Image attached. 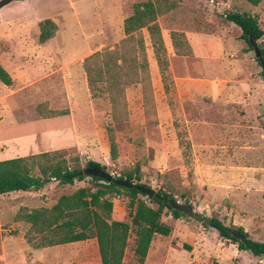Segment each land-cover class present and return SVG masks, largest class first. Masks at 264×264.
Returning <instances> with one entry per match:
<instances>
[{
    "label": "rangeland",
    "instance_id": "1",
    "mask_svg": "<svg viewBox=\"0 0 264 264\" xmlns=\"http://www.w3.org/2000/svg\"><path fill=\"white\" fill-rule=\"evenodd\" d=\"M143 1L154 0H12L1 6L0 54L9 52L16 62L14 71L11 64L3 63V65L16 76L26 72L34 75V72L40 69L46 73L41 78L33 80L26 88L24 87L23 97L25 98L15 97L13 105L29 107L33 97L32 109L42 100H47L54 108H66L67 99L71 97L74 100L76 91H79L78 86L70 87L73 85L66 81V76L69 77L72 74L76 77L77 75L76 70L73 69L74 64L62 57L59 59L53 57L54 60L49 59L45 63H40L39 59L45 60L41 58L42 54L49 51L66 52L67 49V51L79 52L82 57L102 49H111L123 36L122 20L130 13L132 4ZM168 1L175 4L177 8L161 16L158 23L162 30L164 55L168 63L169 94L165 95L163 92L151 48L149 43L145 42L147 76L145 80L130 85L124 90L126 120L121 123H111L107 102L103 99L90 100L87 108L84 106L75 114L78 118L76 119L77 129L82 148L79 152L76 149L67 150L64 159L69 166L82 169L88 160L97 162L104 166L106 172L116 177L123 176L137 163L139 174L132 183L143 184L157 193L169 194L176 203L189 205L194 214L210 219L215 218L225 226L239 227L249 239L255 238L256 236L251 234L257 232L258 238L264 241V202L250 200L247 193L239 192L240 186L237 184H217L219 170L216 167H208L210 162L205 161L204 149L192 147L190 136V127L193 124L191 121L194 118L192 111L197 114L198 121L193 126L200 128V125H203L212 132L213 136L216 128L213 122L208 120L206 112L202 110L201 100H205L206 97L201 94L203 83L196 80L201 79L202 76L196 75L194 71L190 72L196 64H191L186 61L187 59L175 57L167 39L168 32L176 28L217 36L227 32L225 36L230 38L227 41L232 44H235V41L240 42L242 51L247 50L251 60L255 62L253 51H249L246 45L239 41V32L232 27L231 23L225 21L222 15L224 11H243L247 5L239 3L225 9L218 5L219 0H196V3H193V0ZM52 14H55L58 26L59 20L61 21L60 29L62 30L58 39L60 43L57 41V43L39 44L37 41L39 20ZM195 36L194 42L200 44L198 48L196 46V49L202 55H214L218 51L217 47L221 46L219 43L216 45L211 38H206L204 35ZM260 45L264 48L263 42ZM230 47L234 48L233 45ZM207 61L215 62V58ZM254 66L259 70L256 63ZM211 70L210 66H205L206 78H210ZM23 79L24 77L21 79L19 77L18 81ZM206 82L204 81L205 86ZM187 83H189L188 87L191 83H197L192 91L195 96L193 100L185 95ZM40 108L38 112H42ZM29 112L30 109L25 108V114L22 117L27 118L30 115ZM13 116L16 118L19 115L13 112L9 114L8 119L14 120ZM201 118L204 120L203 123ZM108 124L114 131L117 153L114 160L109 158L104 132V127ZM88 136L91 141L86 139ZM213 140H216L215 136ZM184 144L189 146L186 154L183 149ZM73 158H77V164L72 162ZM232 181L233 179H230V182ZM89 184L88 177L82 182H75L71 187H62L53 183L48 187L49 192L43 196L48 198L47 201H52L61 194H68L76 188ZM143 199L148 202L147 198L143 197ZM126 203L127 199L123 196L112 198V213L114 219L128 223ZM151 207L155 208L154 205ZM256 207L260 209L257 215L252 212ZM161 222L171 229V239L183 245L190 244L193 235L199 234V238L196 239L199 241L201 235H212L213 232L211 228L204 227L195 218L186 216L174 220L167 215L162 217ZM6 227L7 225H3L1 229ZM15 233L16 230L1 231L0 243L3 240L2 236L7 235L13 238ZM216 238L219 239L217 236ZM220 241L225 247L228 246V243ZM88 244L93 247L94 243L88 242ZM154 245V251H151L146 264H161L165 258L169 260L183 258L177 250H173L174 253L170 254L166 244L160 240L156 239ZM73 246L75 245H65L51 252L56 253L55 258L60 262L69 260L65 264H76L77 253L74 251L76 246ZM205 247L203 259L208 256V248ZM131 249L132 238H129L123 259L124 264H131ZM228 255L225 252L220 257L217 255L223 261L221 264H229L225 261ZM248 257L251 255L244 252L243 259L247 260ZM236 261L232 260V264H236ZM203 262L206 261L203 260Z\"/></svg>",
    "mask_w": 264,
    "mask_h": 264
},
{
    "label": "crops",
    "instance_id": "2",
    "mask_svg": "<svg viewBox=\"0 0 264 264\" xmlns=\"http://www.w3.org/2000/svg\"><path fill=\"white\" fill-rule=\"evenodd\" d=\"M192 2L196 3V0ZM239 3H244L247 5V8L243 11L231 12L245 13L254 16L257 19L258 27L264 30V0H260L255 6L249 5L241 0H219L218 5L220 4L221 7L227 9ZM204 5L206 6V4ZM130 13L127 16H129ZM46 16L47 17L41 18L39 23L48 19L56 26V31L54 36L44 43L51 44L57 43V41L60 43L58 39L60 37V31L62 30L60 29L61 21L59 20L58 26L55 14ZM161 16L156 18V24L158 25L163 43V34L158 23V19ZM125 18H123V20ZM231 25L239 32L238 36H240L239 29L232 23ZM171 32L181 33L184 36L190 49L189 55L177 56L173 53L169 39V34ZM141 33L145 49V42L149 43L148 35L145 29H142ZM226 33L227 32H224L223 35L217 36L199 31L190 32L185 29L176 28L168 32L167 39L169 40L172 53L175 57L184 58L191 64H196L194 68L190 69V72L194 71L196 75L199 74L202 76L201 79L199 78L196 80L201 81L203 84L204 81H207L206 86L205 84L201 85V94L206 97L205 100H201V105L202 110L206 112L208 120L215 125L216 130L214 136L216 140H213L214 136L212 132L205 126L200 125V128L193 126L196 125L198 121L197 114L192 111L194 117L191 121L193 124L192 126L190 125L192 147H201L204 149L205 161L210 162L208 167H216L217 170H219L220 174L217 175V184H237L240 186L239 192L247 193L250 200L264 202V82L259 75L260 68L258 66L259 70L255 68L254 65L256 62L251 60L249 56L250 53L247 50H244L245 52L242 51V46L238 41H235V44L229 43L227 39L230 38L225 36L227 35ZM195 35H204L206 38H211L216 45L219 43L221 46L217 47L218 51L215 52L214 55H202L199 50L196 49V46L198 48L200 44L194 42L196 38ZM123 37L124 35L122 38ZM239 41L241 40L239 39ZM261 42L264 43V36L260 39V43ZM222 44L224 46H222ZM225 45L229 46V48L227 49ZM232 45L234 48L230 47ZM76 52L77 51H67V49L66 52L49 51L42 54L41 58L45 60L39 59V61H41L40 63H45L47 60L53 59V57L56 59L62 57V59L64 58L68 60V62L74 64L73 69L76 70L77 75L76 77H73L72 74H70L69 77L66 76V81L73 85L70 87L78 86L79 91H76V98L74 100H72L71 97L67 99L66 108L64 109L52 107L47 100H42L35 104L34 109H32L33 97H31L32 101L29 107H25L24 105L14 106L13 99L15 97L25 98L23 97L24 87L26 88L33 80L41 78L46 73L44 70L40 69L35 71L34 75L23 72L25 74L20 73L22 75L18 74L16 76L15 73H10L3 65V63L11 64L14 71L16 63L14 56L9 52H6L4 55L0 54V67L7 73L11 81L9 86L0 83V161L59 150L67 151L69 149H76L78 152L80 151L82 143L80 142L79 130L77 129L76 119L78 118L75 117V114L82 107L85 106V108H87V103L90 105V100L96 99H91L89 97L85 76L81 67L83 58L94 52L82 57H80L79 52ZM211 58H215V62L207 61ZM59 61L61 62V60ZM19 63L22 62L19 61ZM205 66H210L212 68L209 73L210 78L204 76ZM213 67H215L214 71ZM19 69L21 68L19 67ZM62 72L65 74L63 70ZM19 77L20 79L24 77L23 81H18ZM196 84L197 83H191L190 87H188L189 83H187L185 88V95L192 98V100L193 97H195L192 91L194 87H196ZM127 87L128 86L125 88ZM39 107H41L40 109L42 112H38ZM25 108L30 109V115L27 116V118L22 117L24 116L23 114H25ZM13 112L19 116L16 118L13 116L14 120L8 119L9 114H13ZM50 112H61V114L51 116L49 115ZM201 121L202 123L204 122L203 118H201ZM86 139L91 141L89 136L86 137ZM213 163H215V165H212ZM222 172L223 175H221ZM230 179H233V181L230 182ZM52 182L58 185L56 181H50L38 191H13L0 195V232L16 230L13 238L7 235L2 236L3 240L0 243V264H65L69 260L60 262L55 258L56 253L52 254L51 251L60 249L65 245L71 246V244L76 246H73L75 247L74 251L77 253L76 264H100L94 239L53 247L34 248L32 244L26 242L24 239L28 224L23 221H13V217L19 208L31 210L39 207H50L59 196L65 195L61 194L52 201H47L48 198H44L43 195L49 192L50 188L48 187L53 184ZM59 186L71 187L69 185ZM252 212L257 215L260 209L256 207ZM111 217L113 220H116L113 218V213H111ZM3 225H7L6 229H1ZM251 235L256 237H251L250 240L264 242L258 238L259 235L257 232ZM216 236L217 234L214 230L212 235H201L199 241L196 240L199 238V234L193 235L191 236L192 241L190 244L183 245L171 239V229L167 236L154 234L143 264L147 263L151 251H154L156 239L166 244L170 254L174 253L173 250H177L179 251L177 253L183 256L182 260H169L165 258L161 261V264H178L179 262H183V264H221L223 261H221L218 256L220 257L224 252L229 254V257L225 260L229 264H232V260H237L236 264H264V258L262 257L251 256L248 257L247 260L243 259V254L246 251H237L232 244H228V246L225 247L219 239L217 240ZM88 242H93V247L90 246ZM208 242L212 244L210 245ZM205 246L208 248V256L203 259L205 254L204 249H206ZM125 252L126 249L124 255ZM203 260L206 262H203Z\"/></svg>",
    "mask_w": 264,
    "mask_h": 264
},
{
    "label": "trees",
    "instance_id": "3",
    "mask_svg": "<svg viewBox=\"0 0 264 264\" xmlns=\"http://www.w3.org/2000/svg\"><path fill=\"white\" fill-rule=\"evenodd\" d=\"M241 1L255 6L260 0ZM175 7V4L168 0L134 3L130 15L122 22L124 37L114 44L111 50L103 49L83 58L81 67L89 97L107 102L111 123H121L127 118L125 87L137 84L147 76L142 29L147 32L163 92L165 95L169 94L168 63L156 18ZM222 15L225 21L239 29V39L249 51H253V47L257 48L259 57L255 62L260 68L259 75L264 82V48L260 45L264 30L258 27L254 16L231 11H224ZM55 31L56 26L50 20L41 21L38 24V43L51 39ZM169 39L175 55L190 54L181 33L171 32ZM0 83L5 86L11 83L1 67ZM60 114L61 112L49 113L51 116ZM104 132L109 158L114 160L117 153L113 128L108 124L104 127ZM178 144L180 145L179 140ZM188 148V144H184L185 154ZM65 153L66 151L59 150L0 161V195L13 191H38L50 181H56L58 185L72 186L86 178L81 174L84 168L105 169L97 162L89 160L84 163L83 169L71 167L64 159ZM72 162L77 164V158H73ZM138 174L139 165L136 163L132 170L117 179L132 183ZM89 181L88 186L59 196L50 207L31 210L19 208L13 221L28 224L25 241L34 248H41L94 239L100 264H123L128 239L132 238L131 264H143L153 235L167 236L170 232V228L160 221L161 218L167 215L172 219L184 217L172 208L176 202L169 194L155 192L154 198L146 202L138 191L139 187L148 189L143 184L133 183V188L127 189L105 183L95 177H89ZM119 196L127 199L128 223L113 220L111 217L112 198ZM205 227L214 230L220 240L234 245L237 251H246L253 257L264 258V242L250 240L241 228L225 226L215 218H211ZM233 235L245 238V242L239 241Z\"/></svg>",
    "mask_w": 264,
    "mask_h": 264
},
{
    "label": "water",
    "instance_id": "4",
    "mask_svg": "<svg viewBox=\"0 0 264 264\" xmlns=\"http://www.w3.org/2000/svg\"><path fill=\"white\" fill-rule=\"evenodd\" d=\"M9 1L12 0H0V7L5 5L6 3H8ZM253 53H254V58H258L259 57V53L257 51L256 47H253ZM84 176L86 177H95L98 178L100 180H102L105 183H112L117 187H123V188H127V189H131L133 188V183H130L127 180H118L116 176H112L111 174H109L108 172L104 171V170H99L96 168H84L82 170V173ZM138 191L148 200L154 198L155 196V192L151 189H146V188H138ZM172 208L174 210L179 211L180 213H182L184 216H186L187 218H195L196 220L200 221L203 225L207 226L210 222V218L208 217H204L201 216L199 214H194L191 207L189 205L186 204H178V203H174L172 205ZM235 238H237L239 241L241 242H245V238L240 237L239 235H233Z\"/></svg>",
    "mask_w": 264,
    "mask_h": 264
}]
</instances>
